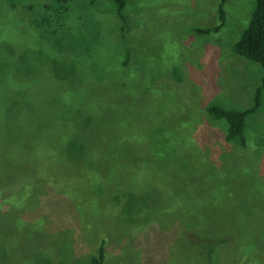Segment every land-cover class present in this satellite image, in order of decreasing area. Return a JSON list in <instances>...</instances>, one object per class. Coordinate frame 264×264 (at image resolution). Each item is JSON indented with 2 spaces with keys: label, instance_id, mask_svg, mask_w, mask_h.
Returning a JSON list of instances; mask_svg holds the SVG:
<instances>
[{
  "label": "rangeland",
  "instance_id": "374dc122",
  "mask_svg": "<svg viewBox=\"0 0 264 264\" xmlns=\"http://www.w3.org/2000/svg\"><path fill=\"white\" fill-rule=\"evenodd\" d=\"M219 2L127 0L120 31L111 0H0V264H88L101 239L104 264H264V88L244 146L205 110L253 104L232 45L254 0L214 30ZM79 134L87 173L59 155ZM204 236L226 239L207 259Z\"/></svg>",
  "mask_w": 264,
  "mask_h": 264
},
{
  "label": "trees",
  "instance_id": "16d2710c",
  "mask_svg": "<svg viewBox=\"0 0 264 264\" xmlns=\"http://www.w3.org/2000/svg\"><path fill=\"white\" fill-rule=\"evenodd\" d=\"M70 1L71 0H50L51 4L45 5L49 6L50 9L63 8ZM94 2L95 0H88L89 4H92ZM111 2L112 3L110 4L112 6L114 15L121 23L119 30L122 31L123 23L126 20L123 9L127 4V0H111ZM222 3L223 0H220L217 8L218 18L220 22L217 27H213L214 30L222 24ZM201 31L203 30L195 29V32L200 33ZM232 52L244 59L258 64L261 69L260 83L254 92L253 104L251 107L244 110H235L229 108L224 109L217 106H208L205 108V110L211 119L223 121L225 131L224 138L226 141L235 142L234 139H236L240 146H244L245 141L243 138V130L245 118L248 114H251L258 106L259 94L261 89L264 88V0H254L250 18L239 38L233 43ZM122 63L125 62L123 61ZM54 76L58 77L59 74L57 76V73H55ZM58 92L62 93L60 90ZM78 120H81V122L83 123L80 125L81 128L87 125L85 121H90V119L88 118V114L81 115ZM86 142H88V137L84 134H79V137H76L75 139H71L68 137V141H66L65 151H60L59 153L61 158H63L69 165H77L76 167H78L79 173H87L91 168L88 164L89 161L93 158H90L91 153L89 152V146L86 144ZM225 240V238L216 239L213 237L204 236V238L200 240L199 246L204 250L203 252L205 258H209L210 255L213 254V251L216 249V247L225 242ZM104 261L105 240L101 239L97 247L91 252L88 264H104Z\"/></svg>",
  "mask_w": 264,
  "mask_h": 264
}]
</instances>
